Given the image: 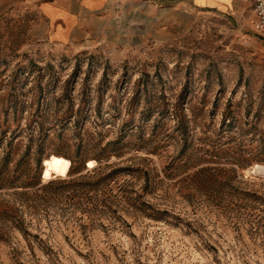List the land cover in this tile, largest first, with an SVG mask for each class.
Listing matches in <instances>:
<instances>
[{
    "label": "rangeland",
    "instance_id": "1",
    "mask_svg": "<svg viewBox=\"0 0 264 264\" xmlns=\"http://www.w3.org/2000/svg\"><path fill=\"white\" fill-rule=\"evenodd\" d=\"M127 0L49 45L0 6V264H264V36Z\"/></svg>",
    "mask_w": 264,
    "mask_h": 264
},
{
    "label": "crops",
    "instance_id": "2",
    "mask_svg": "<svg viewBox=\"0 0 264 264\" xmlns=\"http://www.w3.org/2000/svg\"><path fill=\"white\" fill-rule=\"evenodd\" d=\"M127 0H0L31 13V33L49 45L67 46L84 38L103 15ZM159 4H179L198 11L217 12L242 25L246 11L254 20L252 0H148Z\"/></svg>",
    "mask_w": 264,
    "mask_h": 264
},
{
    "label": "built area",
    "instance_id": "3",
    "mask_svg": "<svg viewBox=\"0 0 264 264\" xmlns=\"http://www.w3.org/2000/svg\"><path fill=\"white\" fill-rule=\"evenodd\" d=\"M254 20L252 28L258 35L264 36V0H252Z\"/></svg>",
    "mask_w": 264,
    "mask_h": 264
}]
</instances>
